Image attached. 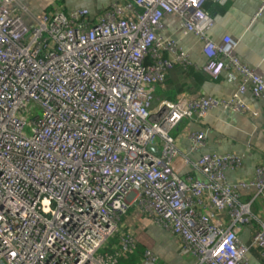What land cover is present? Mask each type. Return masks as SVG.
Returning a JSON list of instances; mask_svg holds the SVG:
<instances>
[{
    "label": "built area",
    "instance_id": "1",
    "mask_svg": "<svg viewBox=\"0 0 264 264\" xmlns=\"http://www.w3.org/2000/svg\"><path fill=\"white\" fill-rule=\"evenodd\" d=\"M205 1L123 0L95 19L77 8L28 21L19 0H0V264H117L133 237L107 246L131 205L197 264H249L250 249L264 253V217L248 245L238 238L254 219L242 191L264 199L263 165L252 180L230 183L226 172L242 156L209 153L195 163L204 180L181 176L187 158L172 136L180 122L213 109L250 113L246 92L264 99V72L239 59L231 37L207 35L214 19ZM263 11L259 0L254 17ZM171 14L202 42L203 72L238 78L230 98L183 93L154 104L167 73L192 64L163 36ZM188 138L190 151L205 142L202 131ZM141 264H158L151 250Z\"/></svg>",
    "mask_w": 264,
    "mask_h": 264
},
{
    "label": "crops",
    "instance_id": "2",
    "mask_svg": "<svg viewBox=\"0 0 264 264\" xmlns=\"http://www.w3.org/2000/svg\"><path fill=\"white\" fill-rule=\"evenodd\" d=\"M122 3L123 0H19L29 15L39 17L54 10L69 12L77 8L88 9L95 19L111 2ZM259 0H228L225 4H208L206 10L214 19L207 35L214 42L223 36L236 41V54L239 59L252 68L264 72V11L257 17L255 13ZM163 36L174 39L188 55L192 62L187 68L177 66L171 70L168 87L179 88L175 100L180 94L190 98L199 96L230 98L239 85L238 78H230L229 71H223L216 80L202 71L206 57L202 42L192 33H184L181 19L176 14L164 17ZM170 90V89H168ZM156 99L159 97L156 96ZM160 100V99H159ZM172 100V101H173ZM243 102L250 108V113L240 114L231 110L213 109L199 120H183L173 130L172 136L177 149L186 156L187 163L181 170V176H193L204 180V175L196 166L197 159L209 153L237 154L242 156V166L237 170H228V182L253 179L255 168L264 166V99L255 98L249 92L242 95ZM191 131H202L205 134L204 144L196 151H190L188 134ZM241 200H252L251 225L238 228V238L248 245L259 222L264 217V199L253 197V191H242ZM118 231L126 233L147 245L157 258L158 264H197L196 258L182 247L177 236L158 226L148 215L141 212L136 205H131L127 214L118 225ZM249 264H264V253L252 248L247 253Z\"/></svg>",
    "mask_w": 264,
    "mask_h": 264
},
{
    "label": "trees",
    "instance_id": "3",
    "mask_svg": "<svg viewBox=\"0 0 264 264\" xmlns=\"http://www.w3.org/2000/svg\"><path fill=\"white\" fill-rule=\"evenodd\" d=\"M208 4L213 5V4H216V3H214L212 0H206L203 3V7L202 8L206 10V6ZM177 66H179V65L174 66L171 70H173L174 68H177ZM171 70L167 73V76H166V79H165L164 83L156 88L155 96L159 97V99H165V100H168V101H172L176 97L177 93L180 91V89L178 87L174 88V89H171V88L168 87L169 81L171 83L170 75H169V74H171ZM168 89H170V90H168ZM125 234L126 233H121V232H119L117 230L115 232L114 236L112 238H110L108 246H107V249L109 251H113V250L117 249V247L120 244L119 237L121 235H125ZM127 235H129V234H127ZM133 239H134V242H135V247L133 249H131L128 253L123 254L119 258L117 264H141L144 252L146 250H149V249H148V247H147V245L145 243L140 242L136 238H133Z\"/></svg>",
    "mask_w": 264,
    "mask_h": 264
},
{
    "label": "rangeland",
    "instance_id": "4",
    "mask_svg": "<svg viewBox=\"0 0 264 264\" xmlns=\"http://www.w3.org/2000/svg\"><path fill=\"white\" fill-rule=\"evenodd\" d=\"M157 100H159V99H156L155 101H154V104H156L157 103ZM160 100H165V99H160ZM168 101V100H167Z\"/></svg>",
    "mask_w": 264,
    "mask_h": 264
},
{
    "label": "water",
    "instance_id": "5",
    "mask_svg": "<svg viewBox=\"0 0 264 264\" xmlns=\"http://www.w3.org/2000/svg\"><path fill=\"white\" fill-rule=\"evenodd\" d=\"M154 151H156V152H157V150H155V148H154Z\"/></svg>",
    "mask_w": 264,
    "mask_h": 264
}]
</instances>
